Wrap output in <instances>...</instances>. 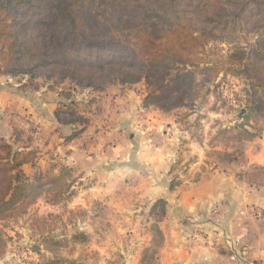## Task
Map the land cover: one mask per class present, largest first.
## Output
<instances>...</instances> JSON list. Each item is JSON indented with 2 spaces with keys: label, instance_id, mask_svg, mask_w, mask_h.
<instances>
[{
  "label": "rangeland",
  "instance_id": "obj_1",
  "mask_svg": "<svg viewBox=\"0 0 264 264\" xmlns=\"http://www.w3.org/2000/svg\"><path fill=\"white\" fill-rule=\"evenodd\" d=\"M31 5L32 8L26 9ZM257 6L255 3L249 6L247 11L250 15L258 12L264 15V6L262 12ZM47 9L54 14L64 10L72 13L73 16L77 12L81 18L86 16L87 20L83 19L84 25H82L83 28L85 26V30L90 23L96 22L94 18L97 17L96 26L101 27L105 23L100 17H107L103 12L106 6H103L100 0H71V2L70 0H20L15 11L0 12V23L10 24L13 12L21 11L35 18ZM256 17H259V14L254 18ZM241 18L245 20L241 22L244 28L236 27L232 33L227 29L223 35L215 29L199 45L194 46L190 42H182L178 45V50L194 51L193 56L198 61L197 68L186 66L189 71H193L194 102H187L184 107L166 110L163 113L177 116V123L182 125L183 130L188 131L189 138L205 146L207 167L214 165L213 168L220 174L229 176L232 180L235 178L239 184H245L250 188L251 198L245 204V212H248L249 218H243L239 213L243 212V208L240 207L241 196L236 194L233 196L230 193L225 202L222 199L220 205L215 207L213 216L206 214L197 222L186 216L187 218H181V222L177 223L179 214H174L175 217L172 215L171 222L163 223L164 206L162 204L154 206L153 210L152 207L154 202L164 199H148L142 197L141 193L128 189L123 195L117 190L116 194L102 193L103 197L102 195L95 197L97 195L92 194L91 197L87 193L89 179L82 180V177L75 176L70 170L68 179V183H71L70 189L59 201L50 203L47 200L49 194L44 193L28 206L21 216L0 222V230L5 235L3 239L6 244L5 253L0 257V264H42L45 261H55L59 264H154L163 243V236H189V238L261 236L260 239L251 237L254 247L258 246L257 241L260 243L264 241V186L247 184V180H257L258 176L253 173L264 168L262 162L264 159L262 161L260 159L262 163H252V158L248 160L244 155V145L247 142H255L264 135V115L250 114L248 109L254 95L262 98L264 113V90L257 87L260 77H246L239 69L232 68L228 64L230 60L235 62L237 59L233 57L235 47L239 46L246 52L252 45L264 41V26L263 28L260 26L264 20H260L259 24L245 13L234 21L238 22ZM230 22L233 21L230 19ZM105 26V29H109L107 23ZM30 28L29 26L23 28L28 38L26 40L19 38L17 42H31L38 46L42 39L36 38V34L41 30L32 26ZM21 36L19 32L18 37ZM9 39L13 40L11 37ZM4 40L2 34L0 36V82L2 83L11 86L22 84V88L29 92H34L33 88L36 87L55 90L65 103L71 91H81L88 83L92 86L87 88H93L98 92L119 90V93L124 95L126 92L137 95L142 100V104L151 89L143 79L123 84L112 82L104 86L98 80H86L89 76H95V72H90L94 71V68L88 69L87 66L91 65L87 63L115 57L114 53H120L110 47L81 51L62 45L61 49L56 48L58 50L56 52L61 53L53 56V60L58 64L54 65L57 66V70L48 71V66L30 72L31 77L19 71L9 75L5 72V68L16 66L20 62H15L13 59L9 61L6 58L8 45ZM64 47L67 49L64 50ZM53 50L48 49V52L52 54ZM207 68H213L214 74L209 75ZM81 71L92 75L88 73L85 79L86 73L81 75ZM77 95L74 99L80 111H84L83 100L87 101V98H90L87 103L90 102L95 106H100L102 101L100 98H94L93 101L90 94ZM149 106L156 108L153 105ZM68 110L69 108L62 113L65 120L72 115ZM222 130L225 132L221 133ZM257 150L259 148L251 150L252 156ZM185 165L188 168V163ZM61 166L63 165L56 163L50 169L57 170ZM185 172L182 167H176L173 173H177L176 175L181 178L186 175ZM178 184H173V187ZM211 222L218 224L219 230L212 231L209 225ZM78 234L84 235V238L73 240ZM258 263L253 262V264Z\"/></svg>",
  "mask_w": 264,
  "mask_h": 264
},
{
  "label": "crops",
  "instance_id": "obj_2",
  "mask_svg": "<svg viewBox=\"0 0 264 264\" xmlns=\"http://www.w3.org/2000/svg\"><path fill=\"white\" fill-rule=\"evenodd\" d=\"M79 94H90L93 101L100 98V106L87 103V98L80 111L76 102L65 120L67 108L60 109L63 99L57 91L29 92L0 82V142L32 153L21 168L26 177L56 163L65 165L75 176L89 179L90 196L117 190L123 195L128 189L148 199H164L163 223L171 222L174 214H179L177 223L186 216L194 222L213 216L215 207L232 193L241 196L239 213L249 218L245 204L250 188L220 174L214 165L207 167L205 146L189 138L177 116L144 107L137 95L119 90ZM263 144L264 135L247 142L245 158L264 162ZM253 148L259 150L252 156ZM175 162L176 167L188 163L182 179L173 173ZM209 225L219 230L218 224ZM251 237L261 236H163L154 264H264V241L254 247Z\"/></svg>",
  "mask_w": 264,
  "mask_h": 264
},
{
  "label": "trees",
  "instance_id": "obj_3",
  "mask_svg": "<svg viewBox=\"0 0 264 264\" xmlns=\"http://www.w3.org/2000/svg\"><path fill=\"white\" fill-rule=\"evenodd\" d=\"M19 1L0 0V12L15 11ZM100 2L106 6L103 12L107 17H100L105 24L97 27L96 17L94 18L96 22L90 23L86 30L82 25L87 17L81 18L78 12L73 16L69 11L70 14L64 10L54 14L47 9L35 18L21 11L13 12L10 24L0 23V36L3 34L8 45L6 58L20 63L5 68V72L12 75L13 72L19 71L31 77L29 73L35 69L49 66L48 71L57 70V66L54 65L58 64L53 60V56L61 53L56 51L57 47L61 49L62 45L81 51L110 47L120 53H114L116 55L114 58L87 63L91 65L87 66L88 69L94 68V71L90 72H95V76L86 79L89 72L84 71H81V75L86 73L84 76L86 80H98L103 86L112 82L123 84L143 79L151 89L142 105L144 107L153 105L164 112L184 107L187 102H194L193 71H189L186 66L197 68L198 61L193 56L194 51L178 50L179 44L190 42L194 46L199 45L215 29L223 35L227 29L232 33L236 27L244 28L241 22L245 20L241 18L235 22L234 19L245 13L250 18L259 14V17L253 19L257 23L264 20V15L260 12L250 15L247 11L249 6L255 3L262 12L264 0H100ZM32 7L33 5L26 9ZM106 23L109 29H105ZM27 26L40 28L41 31H38L36 38L42 41L38 46L31 42H17L19 38L21 40L28 38L23 31ZM260 26L263 28L264 22ZM19 32L22 34L21 37H18ZM48 49H54L53 53L48 52ZM66 49L64 47V50ZM233 57L237 59L235 62L230 60L228 63L230 67L239 69L246 77H260L257 87L263 91L264 41L252 45L246 52L239 46L235 47ZM206 71L209 75L215 72L213 68H207ZM18 85L20 89L25 90L22 84ZM90 86L92 84L88 83L84 88L88 90L87 87ZM37 90V87L33 88V91ZM79 92L71 91V95L67 96V102L63 100L60 105L64 108L73 107L76 103L74 98ZM248 106L250 114L264 115L262 98L253 95ZM224 132L225 130H222L221 133ZM31 154L18 151L6 142H0V222L21 216L28 206L44 193L49 194L47 200L54 204L70 189L71 183H68L70 169L65 166L59 167L56 174L53 168H49L46 171L37 170L31 178L26 177L21 168ZM176 165L175 162L173 166ZM253 174L258 176L257 180H247V184L264 186V168ZM160 204L164 206L163 201L154 202L152 210L154 206ZM4 236L0 230V257L4 255L6 249ZM83 236L78 234L73 240L83 239ZM42 264L59 263L45 261Z\"/></svg>",
  "mask_w": 264,
  "mask_h": 264
},
{
  "label": "built area",
  "instance_id": "obj_4",
  "mask_svg": "<svg viewBox=\"0 0 264 264\" xmlns=\"http://www.w3.org/2000/svg\"><path fill=\"white\" fill-rule=\"evenodd\" d=\"M182 153H183V152H182ZM178 167H182V170H183V171H186L185 164L180 163ZM178 175H179V174H178Z\"/></svg>",
  "mask_w": 264,
  "mask_h": 264
}]
</instances>
